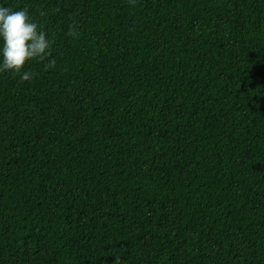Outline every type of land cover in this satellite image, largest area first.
<instances>
[{
  "label": "trees",
  "instance_id": "1",
  "mask_svg": "<svg viewBox=\"0 0 264 264\" xmlns=\"http://www.w3.org/2000/svg\"><path fill=\"white\" fill-rule=\"evenodd\" d=\"M0 6V264H264V0Z\"/></svg>",
  "mask_w": 264,
  "mask_h": 264
},
{
  "label": "clouds",
  "instance_id": "2",
  "mask_svg": "<svg viewBox=\"0 0 264 264\" xmlns=\"http://www.w3.org/2000/svg\"><path fill=\"white\" fill-rule=\"evenodd\" d=\"M74 34L69 32V35ZM0 41V52L3 56L0 72L10 70L13 73H21L26 62L34 59L47 60L45 70L56 66L55 59H48L51 55V41L42 27L32 22L26 9L13 11L0 6ZM36 75L37 73L32 71H24L20 79L29 81Z\"/></svg>",
  "mask_w": 264,
  "mask_h": 264
}]
</instances>
